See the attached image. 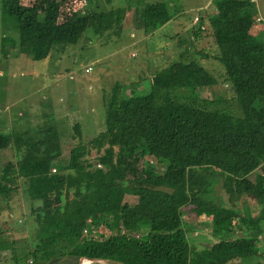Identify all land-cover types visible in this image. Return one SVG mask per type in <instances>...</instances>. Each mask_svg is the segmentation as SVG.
<instances>
[{
  "label": "trees",
  "instance_id": "1",
  "mask_svg": "<svg viewBox=\"0 0 264 264\" xmlns=\"http://www.w3.org/2000/svg\"><path fill=\"white\" fill-rule=\"evenodd\" d=\"M75 1L80 8L60 20L50 6L42 11L35 1L0 0V11L18 45L35 59L55 44L74 43L88 28L117 33L131 4L143 35L175 14L164 0H124L126 5L103 8L98 0ZM214 5L207 19L216 53L178 37L179 64L173 60L166 67L172 77L152 81L143 92L140 79L133 86L110 87L96 136L111 154L105 150L88 158L77 122L70 126L72 142L64 157L53 141L50 150L39 152V141L0 132V150L15 152L14 161L0 163V209L21 188L31 208L25 213L30 218L25 245L13 239L18 222L0 223V260L68 264L64 257L73 256L74 264L84 256L124 264H264V29L258 32L249 0H214ZM196 26L191 37L207 29L203 18ZM189 52L201 60L216 57L222 78L205 74ZM217 80L228 86L227 93L179 92ZM139 127L158 152L154 163L135 159V172L128 175L124 152L130 147L136 158ZM200 217L208 218V232L219 245L186 239L189 220ZM168 224L172 227L163 228Z\"/></svg>",
  "mask_w": 264,
  "mask_h": 264
},
{
  "label": "rangeland",
  "instance_id": "2",
  "mask_svg": "<svg viewBox=\"0 0 264 264\" xmlns=\"http://www.w3.org/2000/svg\"><path fill=\"white\" fill-rule=\"evenodd\" d=\"M21 1L23 3L35 1L42 7V11L50 6L51 13L56 20L70 16L75 7L79 8L77 4L66 7L64 3H70L67 0L64 2L63 0ZM116 1L112 0L108 3V1L98 0V8L111 4L113 7L122 6V3L125 5L124 0ZM164 1L170 10L175 11L174 19L183 20L188 25L187 27L174 25L176 28L173 30L170 24H164L143 37L140 27L133 18V7L127 8L124 19L118 27L113 25L117 33L110 32L109 29L93 32L88 28V31L86 30L82 37L74 43L55 44L45 57L39 59L32 58L24 47L18 45L8 26L11 24L8 23L9 18L4 17L0 11V132L39 141L37 144L39 152L50 150V142L53 141L52 145L58 144L60 156L64 157L72 142L70 126L73 122H77L80 135L86 141L88 158L107 150L106 144L98 141L99 138L96 135L103 124L104 100L115 82L133 86V83L140 79L139 85L137 83L134 85H137L138 90L143 92L152 81L158 83L166 81L168 75L172 77V74H169L171 67L169 70H166V67L173 60L174 65L179 64L176 59L178 37H188V41L197 43L202 50L210 54L216 53V47L211 39V25L207 19V16L213 15H208L210 10L195 7L196 0ZM193 13H197L193 15L197 16L196 25L200 18H203L207 26V29L196 38L191 37L190 34L189 20L192 21L191 14ZM254 20L260 21L261 17L260 20L255 18ZM196 25L193 28H196ZM128 28H131L129 33ZM135 37H139L138 43L130 44V41L136 39ZM129 52L133 53L129 54ZM187 55L196 60L198 58L194 52H189ZM197 61L205 74L218 80L222 78V66L216 57H208L205 60L198 58ZM88 65L91 68L86 71L85 67ZM174 73L176 75V72ZM218 80L212 84L202 85L200 88H181L179 92L187 94L194 91L207 97H214L219 94L218 92L227 93L228 86ZM138 134L141 136V144L136 158L130 147L124 152L123 168L128 175L135 172V159L138 163H144L145 160L154 163L158 152L153 147L151 138L144 127L138 128ZM107 152L111 154L112 151L107 150ZM14 156L15 152L11 147L2 149L0 150V163L6 160L14 161ZM174 165L176 164L173 163L170 166ZM56 172L57 170L52 171L54 174ZM21 189L18 195L12 198L10 204H3V208L0 209V223L12 225L14 221L18 222V230L15 231L13 239L15 243L25 245L23 240L27 237L25 227L27 221L30 220L25 213L31 208L27 194ZM125 197L129 202L135 200L134 196L126 195ZM24 216L28 218L23 222ZM80 224L78 222L71 225V232H76ZM189 225L192 230L185 232L184 235L191 243L220 244V241L208 232L207 217L189 220ZM170 226L172 227L168 224L163 228H170ZM73 261V256H66L63 260L68 264ZM0 262L9 264L5 260H0ZM78 263L79 259L74 264ZM87 264L95 263L88 261Z\"/></svg>",
  "mask_w": 264,
  "mask_h": 264
},
{
  "label": "crops",
  "instance_id": "3",
  "mask_svg": "<svg viewBox=\"0 0 264 264\" xmlns=\"http://www.w3.org/2000/svg\"><path fill=\"white\" fill-rule=\"evenodd\" d=\"M67 1H70V3L69 4H66V3H64L65 5H66V7H68V6H73L74 4H77V7L79 6V8H80V6L82 5L80 2H78V1H75V0H67ZM110 1H112V0H110ZM118 1V0H117ZM116 1V2H117ZM55 2H57V1H55ZM58 2H61V1H58ZM62 2H64V0L62 1ZM61 2V3H62ZM206 2V3H205ZM208 2V3H207ZM121 3V2H120ZM196 5H195V7H197V8H202V9H207L208 11L210 10V13H208V15L209 14H213L214 12H215V5H214V0H196L195 2H194ZM193 3V4H194ZM114 4H117V3H114ZM112 5V4H111ZM122 5H124L123 3H122ZM126 5V4H125ZM186 5H192V4H186ZM254 5V11L251 13V16H252V18H255L256 16H259V19L258 20H260V17H261V20L260 21H255V22H258V24H259V26L261 27V25H262V27L258 30V32L259 33H261V31L264 29V0H256V4H253ZM134 5H130L129 7H127V8H132ZM113 7V6H112ZM76 8V7H75ZM134 9V8H133ZM128 10V9H127ZM194 14H197V13H193V14H191L192 16L194 15ZM175 15V14H174ZM173 15V16H174ZM196 16V15H195ZM200 16V15H199ZM201 17V16H200ZM207 17H209V16H207ZM175 17H172V18H170L169 20H167L166 22H164L161 26H164V24H170V27H172V29L174 30L175 28H176V26H174V25H177V26H179V25H185L186 27L188 26L183 20L182 21H179V20H175L174 19ZM192 19V18H191ZM189 22H190V27L191 26H194V25H196L195 24V22L193 23L191 20H189ZM199 24V23H198ZM203 24V23H202ZM201 24V25H202ZM252 25L253 26H251L252 27V29H254V25H255V23L253 24L252 23ZM159 28V27H158ZM157 28V29H158ZM156 29V30H157ZM130 30H131V28H128V30H127V32L129 33L130 32ZM160 34H163V33H160ZM260 35H262V34H260ZM163 36H165V35H163ZM143 37H145V35H143ZM166 37V36H165ZM136 39H134V40H132V41H130V44L131 43H133L134 45L135 44H137L138 43V39H139V37L137 38V37H135ZM131 53H133V52H129V54H131Z\"/></svg>",
  "mask_w": 264,
  "mask_h": 264
},
{
  "label": "water",
  "instance_id": "4",
  "mask_svg": "<svg viewBox=\"0 0 264 264\" xmlns=\"http://www.w3.org/2000/svg\"><path fill=\"white\" fill-rule=\"evenodd\" d=\"M88 261H96V262H99L100 264H107V263L108 264H112V263L124 264V263H121L119 261H114V260H110V259L92 258V257H84V256L79 258V263L78 264H87Z\"/></svg>",
  "mask_w": 264,
  "mask_h": 264
},
{
  "label": "built area",
  "instance_id": "5",
  "mask_svg": "<svg viewBox=\"0 0 264 264\" xmlns=\"http://www.w3.org/2000/svg\"><path fill=\"white\" fill-rule=\"evenodd\" d=\"M249 1L252 2L253 4H256V0H249ZM255 19L258 20L259 19V16H256ZM196 20H197V16H193L192 22L194 23V22H196ZM200 27H202V25ZM90 68L91 67L88 65V66L85 67V70L88 71Z\"/></svg>",
  "mask_w": 264,
  "mask_h": 264
}]
</instances>
